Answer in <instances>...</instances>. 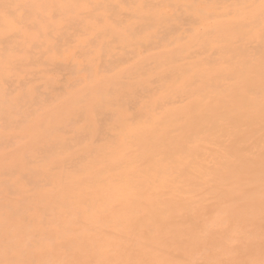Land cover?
<instances>
[{"label": "bare ground", "instance_id": "1", "mask_svg": "<svg viewBox=\"0 0 264 264\" xmlns=\"http://www.w3.org/2000/svg\"><path fill=\"white\" fill-rule=\"evenodd\" d=\"M202 1L196 6L198 0H187L173 17L159 8H176L174 0H99L88 17L79 11L80 3L76 8L69 0L58 5L65 25L73 21L92 33L89 75L99 71L101 55L106 57L104 73H117L113 57L128 54L135 44H124L126 39L141 37L153 48H169L164 59L153 61L160 68L156 78L133 81L130 90L121 92L110 73L111 85L96 89L89 99L98 135L99 119L109 121L102 144L92 143L87 153L82 146L73 152L87 166L68 167L66 151L57 146L55 159L65 164L51 170L61 172L56 175L61 192L69 197L67 178L77 171L86 193L98 189L82 197L83 211L59 191L48 198L21 197L15 204L0 199V264H158L164 259V243L176 247L186 264H264V29L252 27L264 15L236 20L230 27L223 21L246 0L227 2L232 11L223 9V1L230 0ZM26 2L25 9L33 13L49 10L56 1ZM149 5L156 17L139 14ZM259 6L264 8V2ZM120 10L128 16L114 33L99 15ZM66 12L75 13V19L71 15L67 20ZM182 39L188 46L173 47ZM250 43L259 49L249 51ZM209 69L215 70L212 76ZM138 75L142 71L135 68L122 81ZM172 83L177 89H169ZM164 85L163 97L157 93L153 103L145 100ZM239 85L260 92L259 97L236 96L233 89ZM216 95H221L218 109L211 107ZM194 106L202 107L200 120L193 115ZM126 110L128 118L121 114ZM133 118L137 123L130 122ZM52 120L48 133L58 126ZM45 142L52 146L51 139ZM134 142L141 143L136 151ZM223 254L228 257L222 259Z\"/></svg>", "mask_w": 264, "mask_h": 264}, {"label": "rangeland", "instance_id": "2", "mask_svg": "<svg viewBox=\"0 0 264 264\" xmlns=\"http://www.w3.org/2000/svg\"><path fill=\"white\" fill-rule=\"evenodd\" d=\"M0 6V199L15 204L21 197L36 198L51 196L52 191L60 190V181L56 176L61 172H53L51 167L54 165L62 166V161L55 159V155H60L56 151L57 146L61 145L66 151L67 163L70 168L76 165H83L85 159H80L78 154L73 152L78 146L84 148L87 153L92 143L102 144L100 139L103 129L109 121L108 118L99 119L102 124V133H96L95 128L99 121L94 122L96 118L91 110L89 99L93 98L96 89L110 86L108 74L113 75L112 85L124 91L130 90L133 81L149 82V79L156 78L160 73V68L153 63L158 57H163L168 52V46L161 49L153 48L148 41L143 38L135 40L129 38L123 43L130 45V51L123 56L113 57L112 64L117 67V73L114 71L104 73L106 67V57L101 55L97 61L96 67L99 71L94 70L92 75L89 72L91 55L89 44L94 40L90 39L92 33L90 30L83 31L75 22H68L65 25L62 14L57 10L58 5L66 4L67 0H55L48 5V9H38L33 13L25 9L27 0H1ZM72 4L80 3L79 11L86 17L92 10H97L94 3L99 0H90L88 2L69 0ZM149 1V0H146ZM187 0H174L178 3L174 6H162L159 11L167 14L166 17H173L175 9L184 7L183 3ZM230 1H223L224 10L232 11ZM264 0H246L242 5L236 6L235 14L229 13L226 17L228 20L223 21L230 27L236 20L241 23L252 18L256 14L264 15V8L259 5ZM202 0H198L196 6H200ZM147 8V9H146ZM139 10L142 16L144 13L147 17H156L155 8L149 5ZM199 13V12H198ZM105 15H99L105 23H109L112 32L121 31L122 21L128 16L127 10H120L117 13L104 11ZM75 13L66 12V19ZM179 23L178 25H182ZM258 31L264 29V18L261 23L252 26ZM183 28H181L182 30ZM138 35V34H137ZM235 39L238 38L237 32L233 31ZM252 38V37H250ZM182 39L175 43L174 46L185 48ZM249 51L259 49L255 43H250L247 47ZM86 56L82 55L87 51ZM179 50V49H177ZM94 56V55H93ZM167 56V55H166ZM96 58V57H95ZM162 59V60H163ZM161 60V61H162ZM172 64L170 59L168 66ZM182 67V65H179ZM251 68V65L248 66ZM138 69L142 75L133 78L124 79L123 75L130 70ZM215 73L214 69L207 71L208 76ZM183 80L190 82L186 75L182 76ZM152 81V80H151ZM109 84V85H108ZM123 88V89H122ZM163 87L155 89L149 96L145 97L146 101L153 103L154 95L159 93L161 97L167 93ZM177 89V85L172 83L170 90ZM233 92L238 97L246 95H256L258 93L249 92L241 89V85L235 87ZM252 89V88H251ZM229 94V89H224ZM207 97L206 93L200 92ZM142 94L139 92V98ZM221 95L213 98L211 107L218 109V101ZM178 98L176 103L178 104ZM165 101V100H163ZM247 102V101H246ZM164 105H169L167 102ZM186 107L190 109V99L186 100ZM193 115L200 120L202 107L194 106ZM121 114L126 118L129 112L122 111ZM231 112V116L234 115ZM55 118L58 120V126L50 133L46 130L51 126ZM64 122H62V121ZM137 121L133 118L132 121ZM104 126V127H103ZM48 127V128H47ZM47 128V129H46ZM47 134L49 136H47ZM46 138L52 140V146L46 141ZM58 144V145H56ZM140 142H134V150H138ZM83 157L82 155H80ZM86 166L87 162L84 163ZM50 174H44L46 171ZM86 174L90 176V171L86 169ZM71 186L68 199L79 203L81 211L84 210L85 202L82 197L91 195L86 193L83 188L82 175L80 171L71 172L67 178ZM96 207L101 212L102 207L96 203ZM64 211V208L61 207ZM33 213V210H30ZM164 259L158 264H186L177 257V248L164 243ZM244 254V251L241 252ZM228 257L223 254L222 259Z\"/></svg>", "mask_w": 264, "mask_h": 264}]
</instances>
